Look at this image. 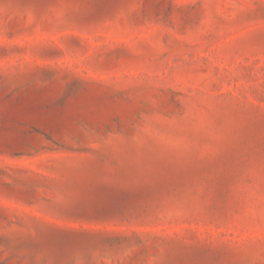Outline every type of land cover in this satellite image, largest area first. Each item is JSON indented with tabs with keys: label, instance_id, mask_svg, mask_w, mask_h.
I'll return each mask as SVG.
<instances>
[{
	"label": "rangeland",
	"instance_id": "obj_1",
	"mask_svg": "<svg viewBox=\"0 0 264 264\" xmlns=\"http://www.w3.org/2000/svg\"><path fill=\"white\" fill-rule=\"evenodd\" d=\"M0 264H264V0H0Z\"/></svg>",
	"mask_w": 264,
	"mask_h": 264
}]
</instances>
